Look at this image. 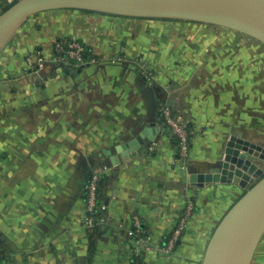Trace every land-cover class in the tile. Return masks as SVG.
<instances>
[{
    "label": "crops",
    "instance_id": "0c3cea01",
    "mask_svg": "<svg viewBox=\"0 0 264 264\" xmlns=\"http://www.w3.org/2000/svg\"><path fill=\"white\" fill-rule=\"evenodd\" d=\"M7 5L0 0V13ZM69 36L91 50L71 67L57 64L53 50ZM164 102L191 126L187 160L164 124ZM261 102L264 44L245 34L77 9L32 16L0 51L4 261L202 264L212 232L245 190L201 187L190 175L217 171L232 135L264 146V116L254 115L264 114ZM94 173L105 178L104 200L90 228ZM191 202L186 231L167 253L165 240ZM252 264H264V235Z\"/></svg>",
    "mask_w": 264,
    "mask_h": 264
},
{
    "label": "water",
    "instance_id": "95a60500",
    "mask_svg": "<svg viewBox=\"0 0 264 264\" xmlns=\"http://www.w3.org/2000/svg\"><path fill=\"white\" fill-rule=\"evenodd\" d=\"M60 9L208 23L264 44V0H17L0 13V51L32 16ZM258 159L264 160L263 145L232 135L217 171L190 175L201 187L233 182L245 190L212 232L202 264H252L264 235V168Z\"/></svg>",
    "mask_w": 264,
    "mask_h": 264
},
{
    "label": "built area",
    "instance_id": "2783aa9c",
    "mask_svg": "<svg viewBox=\"0 0 264 264\" xmlns=\"http://www.w3.org/2000/svg\"><path fill=\"white\" fill-rule=\"evenodd\" d=\"M9 4L14 3L17 0H6ZM54 60L57 64L71 67L74 62L80 64L83 60V54L86 52L91 53L90 48L87 45L77 39L76 37H60L53 43ZM29 63L32 60L29 59ZM44 62L43 58H39L37 64L41 65ZM152 74V72H151ZM162 116L165 126L170 130L173 137H176L177 148L179 155L184 160L189 158L191 135L192 130L189 122L180 113L174 111L166 102L162 106ZM98 180L99 174L94 173L90 177V180L86 186V202H87V216L85 224L87 227H94L96 222V210L98 208ZM193 210V203H188V206L177 221L173 231L166 238L163 250L167 253H171L175 250L179 240L187 228L189 218ZM139 221L135 218V226L139 227ZM136 232H140L137 228ZM0 264H8L5 261H0Z\"/></svg>",
    "mask_w": 264,
    "mask_h": 264
},
{
    "label": "trees",
    "instance_id": "16d2710c",
    "mask_svg": "<svg viewBox=\"0 0 264 264\" xmlns=\"http://www.w3.org/2000/svg\"><path fill=\"white\" fill-rule=\"evenodd\" d=\"M10 5L11 4L7 5L5 7V9L8 8ZM84 11H88V10H84ZM87 48L89 49L88 46H87ZM90 55H91V53L86 52L83 54V58L87 59L88 56H90ZM174 139H175V142H177L176 137H174ZM104 184H105V178L99 175V180H98V208L96 210V218L97 219L100 217L101 208L103 207L102 201L104 200V193H103ZM92 245H93V236H92ZM4 259H5V254L2 250V248L0 247V261H4ZM130 264H142V263L138 257H134Z\"/></svg>",
    "mask_w": 264,
    "mask_h": 264
},
{
    "label": "rangeland",
    "instance_id": "374dc122",
    "mask_svg": "<svg viewBox=\"0 0 264 264\" xmlns=\"http://www.w3.org/2000/svg\"><path fill=\"white\" fill-rule=\"evenodd\" d=\"M259 91H262V89H259ZM262 103V102H261ZM258 109H260V111H264V102L262 103V104H260V106H259V108ZM255 116H257V117H259L260 118V120H262L263 119V116H264V114L261 112V113H257V112H255V114H254ZM264 121V120H263ZM263 139V138H262ZM264 141V140H263ZM186 231V230H185Z\"/></svg>",
    "mask_w": 264,
    "mask_h": 264
}]
</instances>
